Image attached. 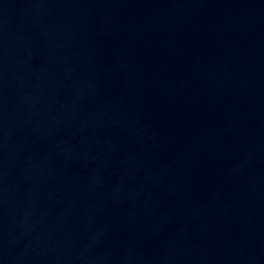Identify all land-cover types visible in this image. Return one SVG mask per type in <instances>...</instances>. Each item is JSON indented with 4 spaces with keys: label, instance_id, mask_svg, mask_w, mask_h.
Segmentation results:
<instances>
[{
    "label": "water",
    "instance_id": "obj_1",
    "mask_svg": "<svg viewBox=\"0 0 264 264\" xmlns=\"http://www.w3.org/2000/svg\"><path fill=\"white\" fill-rule=\"evenodd\" d=\"M0 264H264V0H0Z\"/></svg>",
    "mask_w": 264,
    "mask_h": 264
}]
</instances>
